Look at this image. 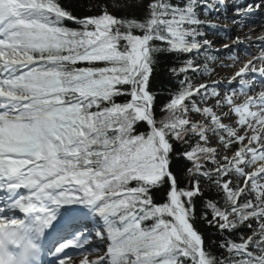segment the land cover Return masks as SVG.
Instances as JSON below:
<instances>
[{"label":"snow or ice","instance_id":"obj_1","mask_svg":"<svg viewBox=\"0 0 264 264\" xmlns=\"http://www.w3.org/2000/svg\"><path fill=\"white\" fill-rule=\"evenodd\" d=\"M82 7L0 0V230L27 224L39 264H264V44L227 83H192L221 55L210 17L242 29L264 0Z\"/></svg>","mask_w":264,"mask_h":264},{"label":"rangeland","instance_id":"obj_2","mask_svg":"<svg viewBox=\"0 0 264 264\" xmlns=\"http://www.w3.org/2000/svg\"><path fill=\"white\" fill-rule=\"evenodd\" d=\"M234 2L235 0H226V3L229 4V6H231ZM257 13H259V16L254 17L251 15L244 22V26L246 25L245 32L242 31L237 24L232 23L233 20L239 18L230 10L221 9L220 14L216 16V18L212 19V22L215 25H217V29L220 30L222 34L220 35L216 32L215 33L209 32V38L213 41L215 49H219L221 55L219 57L218 63L215 64L210 63L207 66L209 75L207 76L199 75L197 77L192 78V83L194 85H198L202 82L211 83L212 81H218V80H224V82L227 83V80L231 79V77L234 76V74L244 66V63L247 62L248 57L244 55L245 52L242 51L243 49L252 53L259 52V48L257 47V45L264 44V39H261L262 37H264V27L260 25L262 21H264V17L263 19H261L260 17L261 15L264 16V12H257ZM225 15H227V19L224 18ZM251 29L254 31H252ZM226 35L230 37V39H226ZM237 36L240 38L242 43L233 44L232 41ZM224 43H228L230 45V48L224 49L223 48ZM233 51L236 53V56L238 57V59L236 60H232L228 58V55ZM208 106H211V102ZM232 119L234 121L238 118L233 116ZM191 120L198 123L203 122L200 116H196V117L192 116ZM224 123L230 124L232 123V121L225 120ZM211 143L213 146L216 145V137L212 138ZM227 155L231 156L232 153L227 152ZM95 243L96 240L93 239V245ZM75 257L76 256L72 257V259ZM77 257H79L78 260L83 258L81 256H77ZM68 261L69 260H67L66 263ZM71 263L74 264L73 262Z\"/></svg>","mask_w":264,"mask_h":264},{"label":"clouds","instance_id":"obj_3","mask_svg":"<svg viewBox=\"0 0 264 264\" xmlns=\"http://www.w3.org/2000/svg\"><path fill=\"white\" fill-rule=\"evenodd\" d=\"M39 257L40 243L27 224L0 230V264H39Z\"/></svg>","mask_w":264,"mask_h":264},{"label":"trees","instance_id":"obj_4","mask_svg":"<svg viewBox=\"0 0 264 264\" xmlns=\"http://www.w3.org/2000/svg\"><path fill=\"white\" fill-rule=\"evenodd\" d=\"M83 2L84 0H61V3L64 4L66 7L70 8L73 13L77 16H81L84 14V9L82 7L83 5ZM177 0H173V3H176ZM136 15L137 17L139 18V16L141 15V13L139 12V10L136 11ZM212 18V17H210ZM68 26L69 27H76V25L73 23V22H68ZM161 61H162V66L163 65H168V64H172L174 63V58L171 57V56H162L161 57ZM164 79V77H162L159 73L157 74V79H156V82H154L153 84V88L155 89L156 87H169L170 85L168 84H160L159 81ZM126 98L125 97H116V101L118 103H123L124 100ZM167 99L166 96H161V99L158 101V106H157V109H156V116L157 118H163L164 115H166V113H163L161 112L160 108H159V104L163 103L165 100ZM189 118L191 120L192 116H199L195 113H189ZM192 122H194L193 120H191ZM198 123V122H196ZM137 128V131L138 132H144L146 131V126L141 123V124H138L136 126ZM187 147V145L185 146ZM178 150H179V145L177 146ZM230 153H232L231 151H228ZM233 154V153H232ZM180 164L181 166L184 165V162L183 161H173V164L176 165V164ZM173 170H176L175 167ZM200 187L204 189V195L205 197H212L214 195V193L212 191H210L208 189V186L203 182L201 181V184H200ZM154 199H155V202L156 203H162L164 201V196L163 194L161 193H157L154 195ZM199 207H200V201L197 200V208L199 210ZM146 223H151V221H148ZM197 227L199 228V230L203 233L204 235V239H205V244L206 246L209 244V241L211 240H214V239H217V237L215 236V232L214 230H210V229H207L206 227L202 226V225H197ZM213 251H217V249L215 248V246L213 245Z\"/></svg>","mask_w":264,"mask_h":264},{"label":"bare ground","instance_id":"obj_5","mask_svg":"<svg viewBox=\"0 0 264 264\" xmlns=\"http://www.w3.org/2000/svg\"><path fill=\"white\" fill-rule=\"evenodd\" d=\"M252 16L257 17V16H259V13H254V14H252ZM260 17H261V19H263L264 16L261 15ZM260 25H262V26L264 27V21H262V23H261ZM245 27H246V25L241 29V30L244 31V32L246 31V30H245ZM251 30H252V29H251ZM252 31H254V30H252ZM243 35H244V33H243ZM242 51L245 52L246 50L243 49ZM90 246H91V245H90ZM101 254H102V253H101ZM91 257L93 258V257H95V256H94V255H90V256L88 257V259H89V260H92ZM78 258H79V257H75V258H73V259H70L67 263H71V262H73L74 264H76V263L80 262V261L83 259V258H82V259L78 260ZM93 259H94V258H93ZM71 264H72V263H71ZM78 264H80V263H78Z\"/></svg>","mask_w":264,"mask_h":264}]
</instances>
